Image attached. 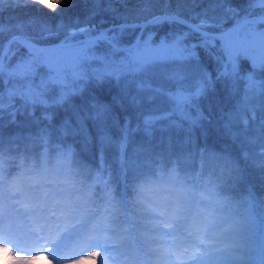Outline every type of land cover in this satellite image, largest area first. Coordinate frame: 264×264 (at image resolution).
<instances>
[{"label": "snow or ice", "instance_id": "1", "mask_svg": "<svg viewBox=\"0 0 264 264\" xmlns=\"http://www.w3.org/2000/svg\"><path fill=\"white\" fill-rule=\"evenodd\" d=\"M6 2L15 11L42 0H0V5ZM129 3L62 0L59 11L53 9L60 17L55 24L34 16L0 20V228L12 209L56 220L68 233L85 230L88 247L103 249V264H264V212L258 221L250 212L246 218L259 236L241 261L228 243L231 217L216 214L227 202L208 199L213 211L205 212L193 195L203 188L214 198L216 181L242 179L241 161L264 185V104L259 137L248 128L250 120L257 121L252 98L264 97V0H136L131 8ZM72 8L81 14L66 21L62 13ZM240 93V102L227 109L225 101ZM7 125H34L37 131L10 134L5 150ZM113 128L119 132L115 139ZM137 133L144 140L133 155L149 153L160 172L208 151L213 133L229 137L237 156L220 155L223 169L215 177L194 172L181 177L170 167L162 179L188 195L147 206L127 176L123 198L117 199L100 177L97 189L90 176L74 174L68 168L70 146L53 169L5 167L15 165L21 148L29 152L25 140L46 147L49 139L70 138L87 150L95 139L101 156L111 143L124 157ZM153 141L166 151L154 153ZM139 178L134 173L131 179ZM249 197L246 203L255 206L250 189ZM129 205L133 214L121 217ZM260 205L264 208V200Z\"/></svg>", "mask_w": 264, "mask_h": 264}, {"label": "trees", "instance_id": "2", "mask_svg": "<svg viewBox=\"0 0 264 264\" xmlns=\"http://www.w3.org/2000/svg\"><path fill=\"white\" fill-rule=\"evenodd\" d=\"M136 3V0H130L129 7H133ZM62 7V0H42V2L28 7H23L11 11L7 2L4 5H0V20L7 21L10 15L13 16H34L42 19H46L51 23L55 24L57 20L60 19L59 16L55 14L53 9L59 11ZM123 11V9H122ZM81 14L79 8L65 9L62 13V16L67 19L73 17L74 15ZM242 93L232 98L231 100L225 101L227 109H231L234 105L240 102ZM251 100V103H259V106L263 104L264 100H256L254 96ZM261 101V102H260ZM7 99L5 104H7ZM259 106H257V121L253 123L250 120L249 135L259 137ZM19 120L23 121L24 117H18ZM135 122V121H134ZM5 123L7 124V116H5ZM237 128L242 127L241 124L236 125ZM91 130V125H89ZM37 131L36 126L31 127H18L16 125H7L3 129V135L5 139L4 148L8 149L9 144L7 139L10 134L20 133L24 136H28L30 133L35 134ZM92 135L95 138V131L92 130ZM111 135L115 139L119 136V132L116 129H111ZM159 134H157L158 136ZM135 144H130L127 154L124 157H121L118 154L117 148L114 144L106 143L103 147L102 156L98 152L97 144L95 139L93 140L92 145L87 149H83L79 140L73 141L68 138L63 142L49 139L47 141L46 147H40L39 141L33 143L31 141L25 140L24 143L29 145V152H24L21 148V152L16 158L15 165H5V167H16L19 168L21 163H27L29 165H45L49 169H53L59 160L63 159L61 157V152H68L69 146L71 148L70 159L68 160V168L74 174L85 173L87 176H90L91 179L89 183H95L97 189H101L102 185L97 180V177H100L105 183H107L112 191L113 195L117 199H122V194L125 192V179L124 176H127L128 184H135L136 189L142 193V196L147 191H152L151 194L147 195L151 199L145 198L144 201L141 197V202L144 205H150L152 202L165 198V197H176L188 195L181 190L180 185H171L168 182H165V185L161 186L162 176L167 175V169L170 167L177 168V174L181 177L190 176L193 172L197 175H203L205 177H215L220 174V171L223 169V162L219 159L220 155L225 153L231 154L233 157L237 156L236 146L233 144V141L226 136L213 133L207 138V148L208 151L203 152L195 157V159H185L182 164L164 165L165 171L160 172L156 169L160 165H152L149 159V153H143L141 155H133L132 148L141 143L144 140L142 133H137L133 138ZM204 140H200L201 146L204 145ZM153 152L158 153L166 151V145H156V141H153ZM16 154L13 153V156ZM7 159V156H6ZM213 159V160H212ZM175 160V158H173ZM123 164V175L121 174V167ZM240 168L244 169L242 173L243 178L231 181L225 179L216 181L215 197H209V193L204 191L203 188H199L193 194L197 207L200 210L205 212L213 211V208L208 203V199H216L220 201H226L227 204L220 207L217 215L230 216L231 217V227L233 229L232 237L228 243L236 248L235 255L243 261L247 257L245 252L251 251V246H254L259 232L258 230H253L247 223V216L249 212L253 217L259 220V216L264 212V208L261 207L260 201L264 200V185L260 183L258 178L259 174L256 170H253L251 167H245L243 161L240 162ZM139 175V179L135 182L132 181L133 174ZM15 174V173H13ZM78 178H85L84 176H78ZM254 185V187H252ZM188 187H191L190 185ZM169 192L166 193L165 190ZM249 189L255 196V200L252 204L246 203L249 197ZM129 199H132V188L128 189ZM202 197L204 199H202ZM133 208L129 205L128 209H122L119 215L121 217L126 213L128 216L133 214ZM120 223H123L121 219ZM127 227V225H124ZM99 259L97 258V261Z\"/></svg>", "mask_w": 264, "mask_h": 264}, {"label": "clouds", "instance_id": "3", "mask_svg": "<svg viewBox=\"0 0 264 264\" xmlns=\"http://www.w3.org/2000/svg\"><path fill=\"white\" fill-rule=\"evenodd\" d=\"M101 250L88 247L85 235L68 233L56 220H37L12 209L0 228V264H103Z\"/></svg>", "mask_w": 264, "mask_h": 264}, {"label": "rangeland", "instance_id": "4", "mask_svg": "<svg viewBox=\"0 0 264 264\" xmlns=\"http://www.w3.org/2000/svg\"><path fill=\"white\" fill-rule=\"evenodd\" d=\"M240 94H241V93H240ZM252 100H253V99H252ZM256 100H264V97H261L259 94H257V95H256ZM260 102H261V101H260ZM158 103H159V101H158ZM253 104H255L256 106H259V103H257V102H255V103H253ZM263 104H264V102H263ZM161 107H162V108H167V104H161ZM249 124H250V121H249ZM249 124H248V126H250ZM212 160H213V159H212ZM165 182H167V181H166V180L161 181V186H162V185H165ZM167 184H169V182H168ZM164 190H165L166 193L169 192V191L166 190V189H164ZM151 192H152V191H147V192L142 196V200L144 201L145 198L151 199V197H148V196H147V195L151 194ZM75 234H76V235H85L86 232H85V230H80L78 233H75ZM11 251L14 252L15 249H12ZM102 252H103V250H101V254H102ZM40 259H43V257H41Z\"/></svg>", "mask_w": 264, "mask_h": 264}]
</instances>
